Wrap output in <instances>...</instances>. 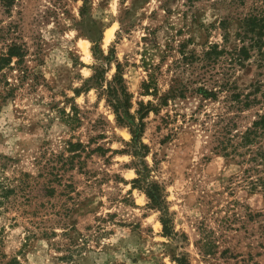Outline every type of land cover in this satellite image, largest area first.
Segmentation results:
<instances>
[{"label": "rangeland", "instance_id": "obj_1", "mask_svg": "<svg viewBox=\"0 0 264 264\" xmlns=\"http://www.w3.org/2000/svg\"><path fill=\"white\" fill-rule=\"evenodd\" d=\"M250 12L264 13V0H0V55L12 43L25 52L0 72V178L27 182L0 214L2 264H264V191L251 187L245 149L232 152L264 112V59L203 56L213 43L234 48L236 18ZM117 64L130 114L156 107L143 118L141 160L170 236L133 183L129 120L85 87L98 67L110 81ZM150 77L155 96L142 88ZM180 86L184 96L170 94ZM246 95L256 101L245 106Z\"/></svg>", "mask_w": 264, "mask_h": 264}, {"label": "trees", "instance_id": "obj_2", "mask_svg": "<svg viewBox=\"0 0 264 264\" xmlns=\"http://www.w3.org/2000/svg\"><path fill=\"white\" fill-rule=\"evenodd\" d=\"M237 20V29L234 33V38L238 41V44L234 46L231 50H227L225 46H219L216 43L208 46L207 50L204 51L203 56L207 62L216 59L222 55L227 54L229 59L235 61L239 66H243L245 61H247L252 53L258 54L261 59H264V13L261 12H250L243 16H238ZM223 25V23H222ZM223 42H227L228 34L224 33L222 36ZM112 54V53H111ZM105 56L104 59L109 60L112 58V55ZM25 57L24 49L21 45L12 43L8 46L7 51L0 55V72L5 67H11V63L20 68L23 65ZM85 87H96L100 88L102 94L105 96L106 101L109 106L113 109V112L116 116L117 121L123 122L124 120H129V129L132 134L131 146L134 149V155L137 157V161L141 167L137 168L138 177L133 180V183L136 187L143 188L145 194L149 199L150 205L153 208H156L160 211V222L162 224L163 234L170 236L172 234L171 221L167 214V208L165 205L164 198L161 194V189L156 183H150L147 181V168L143 165L141 158L146 152V146L140 142V136L143 132L144 122L143 118L147 112L152 108L154 111L156 107L151 103L147 102L144 105L142 102L139 104V108L136 111L138 117H134L130 114L131 108V95L127 91V88L124 84V79L122 73L120 72V65L117 64L116 72L110 81L104 80V70L100 67L94 70L92 76L86 79ZM255 87H259L255 85ZM142 88L144 94H151L153 96L157 95V86L153 78H149L146 82L143 83ZM221 88L218 85V90ZM186 87L172 88L170 94L173 96H184ZM258 90V88H255ZM204 98H214L216 97V90H208L205 87L198 86L194 90ZM235 98L238 99L241 96L239 92H235ZM169 94H165L159 98L162 105L167 102ZM248 95L245 96L244 105L248 106L255 102V98L248 100ZM238 137V142L233 144L232 152L236 151V147H242L245 149V152L248 154L247 160L250 161V170L255 172L254 180H251V187L261 188L264 191V112L257 113L255 118L251 121L250 125L244 129L243 132L236 134ZM223 149H226L227 142H223ZM230 140L228 145L230 144ZM72 150H78L81 146L80 143H74L69 145ZM225 151V150H224ZM230 152V151H229ZM224 152V153H229ZM228 155V154H227ZM25 176V175H24ZM27 177V176H25ZM56 178V174H55ZM18 183L13 186L6 177L0 178V214L2 211L7 209L5 203H7L12 196L16 195L17 192L23 190L27 185L25 178L17 179ZM48 194L53 195L54 189L48 188L46 191ZM4 205V206H3ZM46 234L42 232L41 235ZM46 235H44L45 237ZM4 256V255H3ZM0 254V257H3ZM69 255L64 256L63 258H69ZM177 264H188L184 259H177ZM17 259L11 258L5 264H16ZM0 264L2 261L0 259Z\"/></svg>", "mask_w": 264, "mask_h": 264}, {"label": "bare ground", "instance_id": "obj_3", "mask_svg": "<svg viewBox=\"0 0 264 264\" xmlns=\"http://www.w3.org/2000/svg\"><path fill=\"white\" fill-rule=\"evenodd\" d=\"M109 35H110V32L108 31V32H106V38H108L109 37Z\"/></svg>", "mask_w": 264, "mask_h": 264}]
</instances>
